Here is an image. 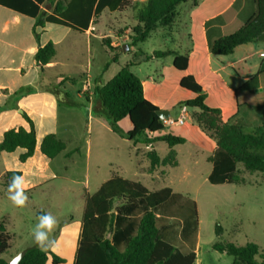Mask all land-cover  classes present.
Masks as SVG:
<instances>
[{
  "label": "crops",
  "instance_id": "0c3cea01",
  "mask_svg": "<svg viewBox=\"0 0 264 264\" xmlns=\"http://www.w3.org/2000/svg\"><path fill=\"white\" fill-rule=\"evenodd\" d=\"M58 1L54 5L47 0L44 2L41 6L44 17L53 13ZM61 1L68 4L71 0ZM146 1L131 0V3ZM96 6L97 2L89 29L85 32L47 23L42 32L37 30L41 32L40 42H37L34 36L36 19L0 5V107H6L0 113V144L9 130L20 128L30 130V124L23 117L24 113L33 121L37 135L35 154L25 163L20 161L21 155L25 153L23 149L0 154V202L4 199L10 202L2 180L12 171H19L25 176L28 206L41 212L55 204V196L64 194L65 190L54 189L51 186L52 182L58 178L65 182L71 181L70 172L73 171L80 174L79 179L83 180L81 185L84 193H81V201L84 206L86 196L89 194L88 187L92 182L95 192L114 176L141 182L138 177L143 175L144 171L138 168L136 161L140 149L135 143L138 142L121 138L113 131L108 119L95 112L96 87L107 84L128 63L134 65L131 68L132 72L137 69L140 72L149 70L141 72L142 76L135 74L143 83L145 98L159 110L169 111L171 117L175 111H178L177 117L180 115L179 103L195 97L180 86L184 77L193 76L207 95L206 104L211 108L220 109L225 123L240 125L247 132L264 128V57L261 56L264 54V42L242 45L228 56H217L211 52V44L214 41L239 30L254 14L255 0H189L178 7L177 17L171 27L160 26L150 36L151 38L154 33L162 31V36L170 39L175 48L152 47L144 50L138 47L140 44L132 46L128 43L130 52L117 51V62L112 61L111 53L110 60L104 63L100 74L93 75L87 72L80 74L79 79L60 75L52 80L55 87H45L43 76L50 68L63 61L59 58V46L65 37L74 32L80 34L85 41L86 52L89 55L93 42H100L104 46L103 41L112 38L118 28H127V35L124 38L131 41L133 28L137 25L133 9L111 11L105 8L100 14H96ZM51 33L55 35L50 36ZM119 40L112 42L113 48L117 50L123 46L118 43ZM71 41L68 57L80 61L82 53L78 52V42ZM49 42L55 44L57 53L53 61L41 72L35 56L39 47ZM107 50L109 51L108 48ZM155 52L188 55L187 70L180 72L174 68V56L157 58L153 56ZM91 59L88 60V66L91 65ZM153 73H156L159 81L155 80L156 76ZM22 88H31L33 92L15 98L14 94ZM55 89L62 91L60 98L54 93ZM68 89L72 93L68 92ZM65 95L70 98H66ZM50 134L56 135L65 144V150L55 159H49L41 152L42 142ZM149 137L152 139L156 135ZM159 143L165 142L153 141L137 145H146L147 157L150 152L155 151L161 161L167 159L171 152L175 153L176 165L162 164L152 169L155 178L156 176L164 178L183 168L177 150L178 147L185 145L187 140L183 145L173 148L168 146L164 155L158 152ZM129 145L133 147V166L120 168L116 160L119 148L123 146L128 148ZM216 149L217 145L211 157ZM211 172L212 170L210 174ZM155 181L154 179L152 183ZM173 192L183 195L174 190ZM24 210L17 208V212L21 214ZM0 215H2L0 221L5 224L11 236L9 229L12 227V216L7 206L0 207ZM181 227L183 228L182 225ZM66 229L64 238L60 240L66 245L65 250L70 251L75 264L82 226L75 245L72 243V226L69 225ZM180 236L181 233L178 239Z\"/></svg>",
  "mask_w": 264,
  "mask_h": 264
},
{
  "label": "trees",
  "instance_id": "16d2710c",
  "mask_svg": "<svg viewBox=\"0 0 264 264\" xmlns=\"http://www.w3.org/2000/svg\"><path fill=\"white\" fill-rule=\"evenodd\" d=\"M46 0H0V5L23 15L36 19L34 36L40 42L41 32L47 23L66 26L85 32L89 29L93 9L97 2L96 14L105 8L119 11L132 8L137 25L130 37L131 45L145 43L160 26L171 27L177 17V9L189 0H147L132 4L131 0H71L64 4L59 0L51 15L43 16L41 6ZM51 5L57 0H47ZM256 10L247 22L236 32L225 35L211 44V52L217 56H228L246 44L259 43L264 34V0H255ZM40 30L41 32H38ZM111 53L112 61L117 62V51L110 46V41H103ZM130 46V45H129ZM57 53L54 43L49 42L39 47L35 60L41 72L55 58ZM174 56V68L184 72L188 68V55L172 52H155L154 57ZM134 65L126 64L107 84L95 89L97 108L95 112L104 115L113 131L121 138L149 144L161 141L170 148L186 143V139L166 132L158 116L159 108L145 98L142 81L131 71ZM180 86L195 95L191 100L179 103L197 109L206 120L199 122L202 131L215 140L217 149L210 158L213 165L208 181L212 185L241 184L238 166L242 165L250 173H264V128L247 132L237 124L225 123L220 109L206 104L207 95L193 76L184 77ZM33 89L22 88L14 94L21 98L31 94ZM60 98L62 91L55 89ZM66 98L70 96L65 95ZM62 104V101H61ZM6 107H0V113ZM97 110V111H96ZM24 119L30 124V130L12 129L5 133L0 144L2 152L13 153L17 149L25 150L20 161L25 163L35 154L37 135L33 121L24 113ZM128 120L131 130L122 133L117 124ZM156 135L150 139L149 136ZM144 137V140L141 138ZM65 150V144L56 135H47L41 145V152L49 159H55ZM152 169L162 164L176 165V155L171 152L161 161L152 151L148 154ZM13 174L8 172L2 185L7 188ZM121 203V205H117ZM182 225L179 239L166 241L159 235L169 222ZM222 228L216 226V235H222ZM199 221L196 202L191 198L175 194L169 187L152 192L141 182L114 176L104 182L93 194L86 196L82 230L75 264H195ZM111 235V237H109ZM11 246V236L4 223L0 221V264H10L2 259ZM213 249L234 258L233 264H264L261 248L254 242L244 246L233 242H218ZM65 264V260L52 252L31 248L25 252L20 264Z\"/></svg>",
  "mask_w": 264,
  "mask_h": 264
},
{
  "label": "rangeland",
  "instance_id": "374dc122",
  "mask_svg": "<svg viewBox=\"0 0 264 264\" xmlns=\"http://www.w3.org/2000/svg\"><path fill=\"white\" fill-rule=\"evenodd\" d=\"M126 30L127 28H118L112 38H107L111 47H113V41L117 42V39H120L118 43L123 45L120 48L121 53L124 52L123 49L126 45L129 48L125 53L131 50L128 44L131 41L124 38L127 35ZM162 33V31L154 33L149 40L138 47L144 50H149L152 47L175 48V44L170 39L162 36ZM54 35L55 33L50 34V36ZM71 40L78 42V52L82 53L80 61L68 57V47L72 42ZM85 47H87L85 41L82 40V37L77 32L65 37L64 42L59 46V58L63 59V61L48 70L43 76L45 78L43 85L47 88L55 87L52 80L60 75L79 79L80 74L87 72H91L93 75L100 74L104 63L110 60V50L108 51L100 42L95 41L92 43V51L89 55ZM90 58H92V62L88 66ZM152 68L156 69V67ZM145 71L149 70H142L141 72ZM141 72L138 69L133 70V73L137 75L141 74ZM153 74L156 76V73ZM155 80L159 81L160 79L156 76ZM68 92L71 91L68 89ZM177 112L173 113V118H177ZM204 119L198 110L190 108L185 125L171 129L173 134L185 138L187 143L178 147L177 150L183 168L172 172L168 177H154L153 170L149 166L150 161L146 154L148 151L146 145H137L138 143H135V146L140 149L139 158L136 160L138 168L144 171V174L138 178L152 192L169 187L196 202L199 238L198 255L195 264H233V257L221 254L213 249V246L218 242H233L240 246L254 242L260 246L264 257V173H250L242 165H239L237 175L243 181L241 184H210L208 176L212 170V164L209 160L216 148V142L202 131L199 122L205 124L206 120ZM117 128L122 133H127L131 130L128 120L119 122ZM141 140H144V137ZM167 149L168 145L166 143L158 144L160 155H164ZM119 150V155L116 158L118 166L120 168L132 167V161L134 160L133 147L131 145L128 148L123 146ZM70 175L71 181L69 182H65L61 178L52 182L51 186L54 189H64L65 191L64 194L55 196V204L46 207L44 212L27 206L24 208V213L21 214L6 199L0 202V207L7 206L12 216V227L9 229L11 246L2 255V259L13 262V258H17L24 250L37 248L33 243L32 236L34 226L37 223L36 218L42 213L50 212L58 219V225L53 233L57 244L55 248L46 250V252H52L63 258L66 261L65 264H73L74 259L70 251L67 252L65 250L66 245L60 238H64L66 228L70 225L72 226V243L73 245L76 244L78 233L82 226L84 203L81 201V193H84V190L81 185L83 180L79 179L80 174L73 171V173L70 172ZM154 179L156 181L152 183ZM88 192L89 194L87 195L95 192L93 182L88 187ZM117 205L119 206L121 203H117ZM40 206L42 207V205ZM217 225L223 230L220 236L216 235ZM181 232V225L170 223L160 230L159 235L166 241H172L178 239ZM47 264H52L51 258H49Z\"/></svg>",
  "mask_w": 264,
  "mask_h": 264
},
{
  "label": "clouds",
  "instance_id": "9594fccd",
  "mask_svg": "<svg viewBox=\"0 0 264 264\" xmlns=\"http://www.w3.org/2000/svg\"><path fill=\"white\" fill-rule=\"evenodd\" d=\"M25 176L23 174H13L6 189L7 199L17 208L28 206V196L26 194ZM37 223L33 229V243L41 251H46L56 247L57 241L53 236L58 225V219L50 212H45L37 216ZM16 258H13V261ZM12 264V261H10Z\"/></svg>",
  "mask_w": 264,
  "mask_h": 264
},
{
  "label": "built area",
  "instance_id": "2783aa9c",
  "mask_svg": "<svg viewBox=\"0 0 264 264\" xmlns=\"http://www.w3.org/2000/svg\"><path fill=\"white\" fill-rule=\"evenodd\" d=\"M261 56L264 57V54ZM188 110L189 108L187 106H182L180 109V115L177 118H169V119H163L162 125L166 132H170L173 127H181L185 125V120L188 117Z\"/></svg>",
  "mask_w": 264,
  "mask_h": 264
},
{
  "label": "water",
  "instance_id": "95a60500",
  "mask_svg": "<svg viewBox=\"0 0 264 264\" xmlns=\"http://www.w3.org/2000/svg\"><path fill=\"white\" fill-rule=\"evenodd\" d=\"M259 41L260 42H264V34H262L260 37H259ZM129 47L126 45L124 46V49L123 51L126 52V50L128 49ZM158 116L161 120L163 119H169L171 118V113L169 111H166V110H159L158 111ZM25 255V252L21 253L13 262L12 264H20V262L22 261L23 257Z\"/></svg>",
  "mask_w": 264,
  "mask_h": 264
}]
</instances>
